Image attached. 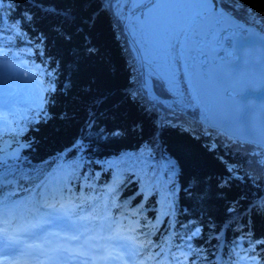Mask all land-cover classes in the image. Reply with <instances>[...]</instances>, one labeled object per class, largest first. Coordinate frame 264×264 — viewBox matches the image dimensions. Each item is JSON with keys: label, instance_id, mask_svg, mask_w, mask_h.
Masks as SVG:
<instances>
[{"label": "snow or ice", "instance_id": "snow-or-ice-1", "mask_svg": "<svg viewBox=\"0 0 264 264\" xmlns=\"http://www.w3.org/2000/svg\"><path fill=\"white\" fill-rule=\"evenodd\" d=\"M32 9L35 15L23 14L35 37L25 55L38 56L40 63L35 59L13 63L10 57L21 54L6 51L0 42V81L10 88L3 77L22 78L32 94L21 112L9 99L14 93L0 92V264H195L199 252L190 243L182 249L166 242V248L155 245L159 251L148 254L154 246L150 229L156 224L142 215L143 202L171 183L172 193L163 198L169 211L162 213L170 217L169 196L178 190L176 177L189 168L192 180L184 192L207 206L206 211H211L213 200H222L228 193L234 175L231 169L228 176L215 179H205L200 172L216 150L215 142L205 144L202 138L227 136V129L220 131L221 101L212 88L217 76L209 67L210 52L201 50V44L217 33L231 31L234 16L228 13L235 12V0H34ZM2 25L0 14V31ZM118 29L126 33L125 39L133 36L139 52L123 75L109 51L110 40H119ZM7 31L24 35L14 26ZM194 51L201 52L198 70L192 66ZM230 61L224 74L239 79V64ZM153 81L173 99L167 106L171 118L152 117L162 103L152 94ZM193 108L200 110L199 124L184 118V112ZM49 121L59 124L57 135L69 133L60 158L70 162L61 165L58 179L36 183L37 190L28 197L17 198L20 189L5 194L4 188L14 183L5 179V157H18L5 153L3 137L15 140L24 132L20 124L27 127ZM170 133L177 136L174 142L166 139ZM247 137L243 142L258 148L264 157V118L259 132L252 129ZM130 138L136 141L135 151L104 161L112 183L103 199L72 190L71 181L79 178L77 170L88 162L84 153L93 144ZM77 153L78 161L72 159ZM12 172L7 166V174ZM131 183L137 185L131 199L139 196L140 201L133 205L125 198L117 203L121 187ZM86 187L93 191L91 184ZM113 209L120 212V218L112 214ZM256 209L264 213V202ZM57 225L65 226L63 234L50 231ZM189 231L187 241L200 229L193 225ZM256 243L264 245V240ZM237 264L261 261L253 255L238 259Z\"/></svg>", "mask_w": 264, "mask_h": 264}, {"label": "trees", "instance_id": "trees-1", "mask_svg": "<svg viewBox=\"0 0 264 264\" xmlns=\"http://www.w3.org/2000/svg\"><path fill=\"white\" fill-rule=\"evenodd\" d=\"M33 2L34 0H3V3H0L4 29L0 31V42L3 43L6 51L20 53L19 58L35 59L36 63H40L38 56L25 55V52L32 47L29 41L34 40L35 37L33 29L23 19V14L28 12L30 15H35V10H30ZM235 3L239 11L231 13L239 19L244 20L245 16L252 15L264 23V0H235ZM9 26L16 27L24 35L17 36L15 33H10L7 31ZM105 30L108 31L107 25ZM116 35L119 36V40H110L109 51L123 75L128 65L134 63V57L138 58L137 44L132 35H127L125 39L126 33L119 29ZM121 45H124L127 51ZM10 59L17 58L10 57ZM152 94L162 101L152 113L153 119L171 118V111L167 106L173 104L172 97L155 81H153ZM29 98L31 96L28 99L20 98L17 107L19 111L24 112L27 109L31 100ZM52 114L55 115L54 112ZM200 115V110L195 108L184 112V118L192 124L200 123ZM19 126L24 127V132L15 140L7 135L3 137L5 143L2 147L6 154L14 144L24 145L18 158H5V179L13 180L14 183L7 185L4 193L20 189L17 198H25L28 197L29 192L37 190L34 187L36 183L48 180L61 168V165H67L70 162L68 158H60L67 147L69 133L57 135L55 129L59 128V124L55 121H49L46 125L25 127L24 124H20ZM166 139L174 142L177 136L170 133ZM213 142L216 143L215 153L200 172L205 179H215L228 176L231 169L234 175L226 197L222 200H213L211 211L208 212L205 210L207 206L201 205L199 201L186 195L184 188L192 180L190 168L176 177L178 190L174 196H169V203H173V214L170 217L162 214L169 211L164 207L163 198L172 193L173 185L169 183L166 188L161 189L160 194L154 192L146 202H143L145 211L142 215L152 224H156V227L151 229L153 232L149 237L154 241V246L148 254L154 255L159 251L155 245L166 248L168 246L166 242L180 245L182 249L185 243H190L192 248L199 252V255L195 257V264H237L238 259L243 261L244 257L253 255L261 261V264H264V245L256 243V241L264 240V213L256 209L257 205L264 202V157L259 155L258 148L257 151L253 149V145L237 139H229L226 135L214 134L211 140L202 138V143ZM135 144L134 138L119 143L106 144L101 141L93 144L92 149L84 153L88 162L82 163L77 170L79 178L71 181L72 190L77 194L83 190L88 195L103 199L107 186L112 183L111 170L104 165V161L114 160L122 152L135 151ZM79 157L80 154L77 153V156L72 159L78 161ZM159 159L157 156V160ZM160 162L163 163V161ZM7 166L13 169L11 175L7 174ZM164 179L167 180V176H164ZM89 184L93 186L91 192L86 187ZM136 188L137 185L134 183L121 187L116 197L117 203H123L125 198L131 199ZM138 201H140L139 196L131 199V204L134 205ZM112 214L120 218V212L116 209L112 210ZM181 224L189 227L182 228ZM193 225L199 227V234L191 241H187L186 234H190L189 229ZM173 251H176L174 247Z\"/></svg>", "mask_w": 264, "mask_h": 264}, {"label": "water", "instance_id": "water-1", "mask_svg": "<svg viewBox=\"0 0 264 264\" xmlns=\"http://www.w3.org/2000/svg\"><path fill=\"white\" fill-rule=\"evenodd\" d=\"M228 15L234 16V22L230 26L231 31L217 33L214 38L202 42L201 50L210 52L209 67L212 70L215 69V65L223 61L231 62L230 60L236 59L239 62V79L234 81L232 78L224 77L220 80V84L215 80L212 88L217 96H222L224 102H227V98L233 94L235 99L234 105L232 104L233 109L240 112L236 122L245 127L246 131L256 130L257 127L251 117L244 113L250 108L264 112V48L252 41L254 39L264 44L262 42L264 30L254 23L239 19L231 12ZM224 27L227 28V25ZM200 55V51L192 53L194 70L199 69ZM225 81L230 85H224ZM227 123L229 120L225 123L222 117L219 122L221 133L227 129V137L240 141L248 138V132L230 128Z\"/></svg>", "mask_w": 264, "mask_h": 264}, {"label": "bare ground", "instance_id": "bare-ground-1", "mask_svg": "<svg viewBox=\"0 0 264 264\" xmlns=\"http://www.w3.org/2000/svg\"><path fill=\"white\" fill-rule=\"evenodd\" d=\"M253 42H255L258 46L264 48V44L261 43L260 41H256V40H252ZM232 61L237 62L239 64V62L236 59H233ZM230 62L227 61H223L221 64L219 65H215V69H213V72L216 73L217 79L216 81L220 84V80L224 77L227 78V76H225L224 74V69L226 68V66L229 64ZM234 81L236 79H233ZM224 85H230V83H226L223 82ZM218 98L221 101V117L219 122L221 121L222 117L224 118V122L226 123L229 120V123H227V125L230 128H238L239 130H242L244 132H249L248 130L246 131L245 127L240 126L236 121H237V115H239V111L234 110L232 104L234 105L235 103V99H234V95L232 94V96L228 97V101L224 102L222 96L218 95ZM245 115H249L251 117L252 122L256 125L257 129L256 131L259 132L260 129V125H261V120L262 118H264V112L263 111H259L256 110L254 108H250L249 110H247L245 113ZM237 125V126H236Z\"/></svg>", "mask_w": 264, "mask_h": 264}, {"label": "rangeland", "instance_id": "rangeland-1", "mask_svg": "<svg viewBox=\"0 0 264 264\" xmlns=\"http://www.w3.org/2000/svg\"><path fill=\"white\" fill-rule=\"evenodd\" d=\"M225 3H229V0H225ZM235 11H239L237 4H236ZM244 20L248 21V22H251V23H254V24L258 25L262 30H264V23L259 18H256L255 16H252V15H250V16L247 15V16H245ZM136 39H138V37ZM138 53L139 52L137 51V55H138ZM20 60H21V58L12 59V62L13 63H19ZM3 80H7L8 84L11 85L10 88L5 85L6 86L4 88L5 92H8V91L12 92V90L15 89L14 95L9 97V99H10L11 103L14 105V107L17 104V101L19 102L20 98L27 97V99H28V97L32 95L30 90H29V87L26 84H24L22 78L18 79L16 77H13L11 79H8V77L5 76V77H3ZM16 95L19 96L18 99H17ZM29 99H31V98H29ZM23 146L24 145H22V144H14L11 147V149L8 151V153H15L16 156H18L20 151H21V149L23 148ZM253 149L256 150V151L258 150L255 146L253 147ZM6 157H9V156L6 155ZM60 175H62V173H61L60 169H58L48 180L58 179ZM48 180H46V181H48ZM64 228H65L64 225H57V226L51 227L50 231L60 232V233L63 234ZM150 231H151V233L153 232L151 229H150Z\"/></svg>", "mask_w": 264, "mask_h": 264}]
</instances>
